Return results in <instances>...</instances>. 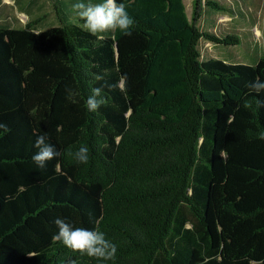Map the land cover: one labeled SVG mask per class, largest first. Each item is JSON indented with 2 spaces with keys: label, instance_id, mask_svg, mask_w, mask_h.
<instances>
[{
  "label": "trees",
  "instance_id": "16d2710c",
  "mask_svg": "<svg viewBox=\"0 0 264 264\" xmlns=\"http://www.w3.org/2000/svg\"><path fill=\"white\" fill-rule=\"evenodd\" d=\"M36 1L13 0L26 23L0 16V264H98L54 239L57 217L104 232L107 264H264V108L248 88L264 57L199 50L238 42L198 26L232 10L193 0L188 18L183 0H123L130 34L93 36L75 0H46L48 25ZM94 87L104 103L89 112ZM45 133L59 155L37 168Z\"/></svg>",
  "mask_w": 264,
  "mask_h": 264
},
{
  "label": "clouds",
  "instance_id": "9594fccd",
  "mask_svg": "<svg viewBox=\"0 0 264 264\" xmlns=\"http://www.w3.org/2000/svg\"><path fill=\"white\" fill-rule=\"evenodd\" d=\"M72 8L75 17L81 22L82 30L93 36L117 30L130 34V29L135 23L123 0H100L97 3H92L90 0H75ZM96 79L99 80L102 77L97 76ZM121 80L127 81V74H123ZM248 88L256 94L257 109L264 108V98H262L264 97V79H254L249 82ZM102 92L101 87L91 89V94L86 100L89 112H96L104 103ZM0 129L7 131V126L0 123ZM260 138L264 139V132L260 133ZM34 147L37 151L31 159L37 168H44L47 161L59 155L56 147L48 142L46 133L36 137ZM72 155L78 163H87L89 149L87 146H81ZM53 223L57 229L54 239L61 242L67 249L94 258L98 264H107L108 261L115 259L117 246L106 238L104 232L74 227L62 217L55 218Z\"/></svg>",
  "mask_w": 264,
  "mask_h": 264
},
{
  "label": "rangeland",
  "instance_id": "374dc122",
  "mask_svg": "<svg viewBox=\"0 0 264 264\" xmlns=\"http://www.w3.org/2000/svg\"><path fill=\"white\" fill-rule=\"evenodd\" d=\"M232 11L212 16L215 24L210 25L208 16H203L198 23L202 31L213 32L214 35L237 36L238 42L228 40L225 44L213 45L201 40L199 50L205 59H217L228 64L255 65L264 57V0H217ZM188 18L191 15L193 0H183ZM241 11L242 16H236L233 11ZM2 18L8 20L17 18L26 23L25 14L17 13L13 0H1ZM31 12L47 17V25L54 20L50 4L46 0H37ZM240 14V13H239Z\"/></svg>",
  "mask_w": 264,
  "mask_h": 264
}]
</instances>
